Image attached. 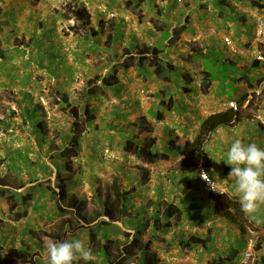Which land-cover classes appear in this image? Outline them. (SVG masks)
Listing matches in <instances>:
<instances>
[{"label":"rangeland","instance_id":"1","mask_svg":"<svg viewBox=\"0 0 264 264\" xmlns=\"http://www.w3.org/2000/svg\"><path fill=\"white\" fill-rule=\"evenodd\" d=\"M118 8V6L117 8L106 6L107 15L102 18L103 20L100 19L94 24L97 28L94 27V29L100 33L96 37L80 29L77 22L76 24L66 22L65 25H62V29L66 30L73 25L80 29V38L72 41L70 37L66 45L70 46V43L76 41L78 70L71 71L70 60H74V56L72 57L64 48L65 65L62 63L61 66L56 64L52 66V54L50 59H45V66H49L48 70L39 71V69L31 68L23 72L22 79L14 78L15 74H20L19 66H17L20 63V58H17L18 62L12 60V57H19L20 53L16 52L9 56L11 60L7 62V69L0 74L2 82L5 81L6 72L8 78L0 94V176H3V178L0 177V180L3 179L2 184L9 188H17V190L20 188V192L35 187V185L43 186L42 190L37 192L38 197L41 196L42 200L34 201L32 204L34 209H30L26 217L21 219L26 224V226L24 225L25 236L32 234L29 228L36 226L42 214L44 218L46 216L44 214L50 213L54 204L67 209L68 198L66 202H60V204L57 197L52 199L50 188L59 193L57 187L59 181L65 183L70 197L76 196L83 202L88 221L101 212L106 190L110 189L113 195L114 187L124 184L126 189L133 191L130 204L138 207V213L131 210L132 213L134 212L131 218L113 224L116 227L109 230V235L113 239L125 241L126 237L123 233L133 236L134 226L142 227L140 222L151 220L158 212H162L161 205L166 202L165 199L175 198L179 203V200L187 199L190 194L196 198L192 202L194 205L193 214L184 212L179 221L173 222L169 229L157 234L158 240H152L151 250L156 254L158 264H215L213 262L218 258L224 260L223 264H264V206H261L255 214L261 223L257 224L249 217L250 221L246 232H240L222 214H214V204L209 198L211 192L202 184L198 171L186 172L182 169L180 162H176L175 159V162L173 161V164L170 165L173 174L164 179L161 177L163 182H160L156 176L155 165L143 163L124 151L125 139H128L125 137L126 134L124 136V132L130 129L122 123V119H127L123 112L128 111L124 108L130 107L132 104H124V101L120 102L121 99L115 98L117 95H114V91L116 93L117 86L104 88L99 82L98 85L90 89L91 95L83 94L91 80L100 75L102 77L109 75L110 72H113L112 69L115 65L121 63L126 55H123L124 50H120L121 42L114 33L118 20ZM111 14H114V17L111 18ZM135 14L138 18H143L142 10L137 9ZM146 16L145 13L144 17ZM94 25L92 23V26ZM70 31L71 28L65 31V34L70 35ZM84 32L86 37L83 35ZM13 44H17V42L14 41ZM14 49L17 50V47ZM258 50L264 54V44H259ZM253 52L255 50H252L251 54L249 53L250 57ZM21 56L23 58V55ZM84 63L86 65H83ZM230 68L232 72H236L237 68ZM150 72L152 73L151 70ZM118 75L119 80L124 79V70L118 68ZM18 80L20 81L18 82ZM138 85L140 86H134L135 90H132V87L129 88L131 92L129 102H132L134 106L138 104L141 107L151 108L154 101L158 100L155 94H152L154 91L152 90V79L149 77L148 81L138 83ZM155 89L157 90L158 87ZM255 90L261 93L252 92L250 94L252 98H248L250 106L242 111L240 108L239 112L244 117L252 116L256 121L264 124V108L262 107L264 84ZM62 94L69 96V106L60 102ZM87 101L92 105L94 119L84 126L78 156L74 158L62 157L60 148L67 141V134L71 132L73 122L69 116V110L72 107H78L79 113L84 116L83 111ZM224 104L226 103L224 102L220 109L225 111L228 108ZM143 114L146 112L141 114L138 123H145L147 128L152 130V115H149L150 119L146 115L143 117ZM131 122H135V119ZM1 133L5 135L1 136ZM145 136H148L152 142V132L151 135H142L143 138ZM243 136L241 135V137ZM20 138L23 141L21 146L16 142V139ZM263 138L262 136L261 141ZM139 140L141 143L145 142L144 139ZM230 142L231 140H226V144H219L217 148V145L214 146L210 141L208 142L209 148L206 147V150L211 152L210 155L213 156L216 166L218 160L223 158L222 148H227L224 154L226 155ZM3 143L8 145L12 143L13 145H9L11 150H5L6 146ZM260 147L264 148V141ZM214 148L216 149L214 150ZM207 160L210 159L207 157ZM159 163L163 166L165 161ZM211 163V160L204 161L202 167L210 169L211 177L223 190V193L220 194L238 197L234 182L223 181L224 172H230V166L225 167L226 171H219L220 169L211 171L213 167V165L211 167ZM59 176L62 180H59ZM152 191L156 193L155 196H158L157 201H152ZM161 194L164 195L161 196ZM165 194H168V197ZM142 206L145 208L141 209ZM39 207H41L40 212H38ZM7 217V219H17L18 214H11ZM103 219L106 218H100L99 221ZM64 221H68L72 231H77V235L73 239L83 241L85 246L90 248L88 236L84 233L86 225L74 219L73 214H68L67 217L55 215L52 221L48 222L42 219L41 223L45 222L47 226L50 224L48 230H58ZM249 228L255 231L258 239L256 242L254 241L253 245L254 256L248 261L246 251L250 247V235L247 231ZM34 232L37 233V229H34ZM150 236L152 235L148 233L147 238ZM196 238L209 240L207 247L204 248L201 244L195 245L188 251L180 248V242L193 243ZM33 250L36 251L35 247ZM21 251L26 253L24 249ZM232 254H235V259L228 261V257Z\"/></svg>","mask_w":264,"mask_h":264},{"label":"crops","instance_id":"2","mask_svg":"<svg viewBox=\"0 0 264 264\" xmlns=\"http://www.w3.org/2000/svg\"><path fill=\"white\" fill-rule=\"evenodd\" d=\"M75 4L87 8L93 25L107 15L106 6L111 8L118 6V20L114 33L121 42L119 48L124 50L123 55L126 52L136 55L139 52L147 51V49H157L162 52L164 61L177 68L173 80L176 88L171 93L175 105L170 112L159 108L164 84L154 76L153 70L148 67L142 69L132 67L125 70L124 79L121 78L116 93L114 91V95H117L115 98L121 99L120 102L132 104L130 107L124 108L128 110L123 112L127 119H122V123L130 129L126 132L123 131L124 136L126 134L125 137L128 139L139 136V139L145 140L148 136L143 138L142 135H151L152 132L154 149L169 154V160L165 161L163 166L160 163L152 165L156 166V176L160 182H163L161 177L164 179L173 174V171L170 170L173 161L175 162L176 159V162H180V157L170 152L172 142L179 144L193 141L204 120L213 114L224 111L220 109L224 102L241 103V111L247 109L250 105L246 104L247 100L245 101V99L250 98V94L256 91L255 89L259 86H263L259 85V80L263 76V67L258 64L255 68L256 62H254L253 56H249V53L251 54L252 50L261 52L258 50V45L264 44V35L257 36L256 25V17L264 14V0H0V52L5 53V58L0 59V74L7 69V62L11 60L9 56L16 52L23 55V58L19 54H17L19 57H12L15 62H18L17 58H20L21 63L17 64L20 74H15L14 78L22 79L23 72L31 68L39 69V71L48 70L49 66H45V59H50L52 54V66L55 64L61 66L62 63L65 65L64 48L67 49V53L74 56V60H70L71 71L78 70L76 41L70 43V46L66 45L70 37L72 41L80 38V29L75 28L74 25L69 26L68 29L71 28V31L70 35L67 34L68 36L65 34L68 29H62V25H65L66 22L76 24V21L66 12L68 6ZM137 9L143 11L142 19L136 16ZM145 13L146 17H144ZM112 15L114 17V14H111V18ZM83 35L86 37L85 32ZM99 35L100 33L97 36ZM225 37L232 39L237 53H233L224 43ZM14 41L17 44H13ZM9 47L11 49H7ZM16 47L17 50L14 49ZM88 52L91 53V51ZM210 54H216L220 59L217 61L210 57ZM202 56L209 57L210 62H213L210 68L206 69L204 62L200 61ZM195 57H198L196 61ZM220 66L223 67L224 74L217 75V79L212 82L207 92H204L202 90L204 77L211 73L214 75L212 69ZM230 67L237 68L236 72H232ZM149 77L152 79V90H154L152 94H155L158 100L154 101L151 108L141 107L138 104L134 106L132 102H129L131 97L129 88L132 87L131 89L135 90L134 86H140L138 83L148 81ZM4 79V82L0 79L2 86H5L8 81L7 72ZM155 87L158 89L156 90ZM262 107L264 108V104ZM159 109L164 112V120H158L153 113L151 114V112H158ZM145 112L143 117L146 115L150 118L149 115H152V130L147 128L145 123H138L141 114ZM241 116L242 120L238 124L219 128L213 133L209 139L210 143L214 146L217 145V148L219 144H226V140L232 142L235 139H240L244 144L254 142L260 147L264 141V138L261 141L262 136L264 137V124L256 121L252 116L244 117L242 114ZM133 119L135 122H131ZM4 135L1 133V136ZM241 135L244 136L241 137ZM21 139H16L20 146L23 143ZM208 142L205 145V150L206 147L209 148ZM3 144L6 146L5 150L10 149V146L13 145L12 143L9 144L10 146L7 143ZM222 150L223 158L220 157L221 160L216 161L217 166L213 156L210 155L211 152L206 150L208 159L212 161L211 167L212 165L214 167L211 171L215 169L226 171L227 164L224 161L227 154H224L227 148L224 147ZM185 171L190 172V170ZM207 171L210 174V169L207 168ZM224 174L223 181L230 183L229 172L226 171ZM0 177L3 178V176ZM155 194L152 191V201L158 200V196ZM165 195L168 197V194ZM39 200H42L41 196L35 201ZM164 201L182 206L181 201L179 200L178 203L175 198ZM130 208H134L132 209L134 212L138 210V207L133 205ZM142 208L145 207L142 206ZM31 209L34 207L32 206ZM24 211L23 208H18L11 212L6 199L0 197V244L6 249L14 248L21 251L24 242H27L26 234H24L26 224L21 221L25 217L7 219V216L11 214L18 212L21 214ZM40 211L41 207L38 212ZM49 214V212L44 214L46 215L44 218L42 214L36 226L33 225L38 233H42V231L50 233L51 230L47 228L51 225L47 226L45 222L41 223L42 219L49 222L47 220ZM53 231H59V229H53ZM76 235L73 233L68 236V239L71 240ZM48 241L51 240L44 238L43 245L37 251L39 254L37 264H47L44 249ZM23 255L27 256L26 253ZM4 258L0 255V260Z\"/></svg>","mask_w":264,"mask_h":264},{"label":"trees","instance_id":"3","mask_svg":"<svg viewBox=\"0 0 264 264\" xmlns=\"http://www.w3.org/2000/svg\"><path fill=\"white\" fill-rule=\"evenodd\" d=\"M66 12L68 16H71L78 23L80 29L95 37L99 34L92 26L91 15L85 6L77 4L70 5L67 7ZM125 54L126 57L123 58L121 63L115 65L112 69L113 72H110L107 76L102 77V75H100L96 77V79L91 80L83 94L85 95L89 93V95H91L90 89L93 86L98 85L99 82H101L100 85L104 88L118 86L120 84L118 68L125 71L132 67H138L140 69L148 67L153 70L154 76L164 84L161 92L162 101L159 108H163L165 112L172 111L175 103L171 93L172 90L176 88L173 84V80L177 68L169 62L164 61L162 52L157 49H147V51L139 52L136 55H133L131 52H126ZM210 57H213L217 61L220 59L216 54H210ZM4 58L5 53L0 52V59ZM197 59L198 57H195V61ZM200 61H202V63L204 62L206 69L210 68L213 63L210 62V59L207 56H202ZM254 62H256V68L259 63L255 60ZM212 70L215 73L214 75L211 73L204 77L202 84V90L204 92H207L212 82L217 79V75L221 76L225 72L221 66L215 67ZM262 80L263 77L259 80V85L262 84ZM246 100L247 99H245V101ZM68 101L69 96L67 94H62L60 102L69 106ZM85 103L86 105L84 106L83 111L84 116L79 113L78 107H72L69 110V116L72 118L73 122L71 132L67 134V141L62 144L63 148H60V153L63 155L62 157L74 158L78 156L80 142L84 134V126L94 119L92 105L89 101ZM239 105H241V103ZM160 109L158 112H151V114L153 113L154 117L158 120H164V112ZM241 120V113L239 111H234L233 109L213 114L204 120L199 133L193 141H185L179 144H177V142H172L170 152H173L180 157L182 169L198 171L204 161H210L207 160L205 145L212 134L219 128L232 127L235 124H238ZM144 141L145 142L141 143L139 136L126 139L123 146L124 151L149 165L159 163L160 161H167L169 159V154L154 149L149 138H146ZM2 163H4V161H2ZM59 180H62L61 176H59ZM120 180L122 181V179ZM3 182L4 180L1 179L0 197L6 199L11 212H14L18 208H23V210H25L21 214H19V212L17 213L19 219L21 217H26L27 211L31 209L33 202L38 198L37 192H40L43 186L35 185V187L33 186L30 189L20 192V188L18 190L17 188H9L7 185L5 186V184H2ZM57 187L59 188V193L56 192L55 189L50 188L52 199L57 197L60 204V202H66V199L68 198V206L67 209H64L62 206L54 204L53 210H51L48 215V220L51 221V219L55 218V215L58 217H67L68 214H73L74 219L79 223H84L86 225L84 231L88 236L93 259L88 262L79 261L77 264H158L156 254L151 250L152 240H158L159 237L157 234L169 229L173 222L179 221L183 217L184 212L193 214L194 205L192 202L196 199L194 198V195L189 194L187 199L184 198L181 200L182 206L172 202H164L161 205L162 212H158L151 220L140 222L143 225L142 227L134 226L135 233L133 236L128 233H123L126 238L125 241H122L113 239L109 235V230L112 227H116L113 225L115 222L123 221L126 218L132 217L134 213L131 212L132 209L130 208V198L133 195L132 190L126 189L124 184L115 186L113 195L110 189L106 190L105 202L101 212L97 213L93 219L88 221L83 202L78 200L76 196L70 197L68 188L63 181H59ZM46 192L44 191V193ZM209 194V198L214 204V214H222L232 225L236 226L240 232L245 233L250 220L249 217L242 212L239 198L230 197L226 194L216 196L211 193ZM103 217L106 219L99 221L100 218ZM148 229L150 230L148 231ZM29 231H31L32 234L26 237L27 244L24 242L22 248L26 251L27 256H24L22 251H18L14 248L6 249L0 244V255L5 257L3 260H0V264H37V261H39V254L37 251H39L40 247L43 245L44 238L51 241H63L68 239V236L71 234L77 233V231H72L68 221H64L61 224L59 231L51 230L50 233L47 231L36 233L34 232L33 227L29 228ZM148 233L152 235L149 238H147ZM208 241L209 240L196 238L193 243L180 242V248L188 251L195 245L200 244L202 247L206 248L209 243ZM34 244H36L37 247L39 246V248L37 249ZM33 247H35L36 251L33 250ZM235 257V254L230 255L228 261H233ZM214 261L215 262L213 263L215 264L224 263L222 258L221 260L218 258Z\"/></svg>","mask_w":264,"mask_h":264},{"label":"clouds","instance_id":"4","mask_svg":"<svg viewBox=\"0 0 264 264\" xmlns=\"http://www.w3.org/2000/svg\"><path fill=\"white\" fill-rule=\"evenodd\" d=\"M224 162L230 166L228 179L235 184L242 212L257 224L261 223L255 214L264 206V148L254 142L244 144L240 139H235L230 143ZM201 177L208 182L211 190L219 192L215 187L216 181H212L207 173H201ZM44 256L47 264H77L93 259L90 248L79 239L48 241Z\"/></svg>","mask_w":264,"mask_h":264},{"label":"built area","instance_id":"5","mask_svg":"<svg viewBox=\"0 0 264 264\" xmlns=\"http://www.w3.org/2000/svg\"><path fill=\"white\" fill-rule=\"evenodd\" d=\"M113 16V15H112ZM256 25H257V36H262L263 32H264V14L261 15V16H257L256 17ZM224 43L232 50L233 53H237V49L235 48V45L232 41V39L230 37H225L224 38ZM253 56V59L255 61H257L262 67H263V83H264V54L261 53V52H253L252 54ZM2 86L0 84V94L2 92ZM257 94H260L261 92L259 91H256ZM252 98V95L250 97V99ZM250 99H248L246 101V104H249L250 102ZM228 109H233L234 111H239V104L236 103V102H227L226 104H224ZM198 172H199V178L202 182V184L212 193V194H220V193H223V190L220 188L219 184L216 182V185L215 187L217 188V191H213L211 190V188L209 187V184L208 182H206L204 179H202L201 177V173H207V175L211 178L212 181H215L213 180V178L210 176L209 172L207 171L206 168L200 166L199 169H198ZM248 234L250 235V247L248 248V250L246 251V259L249 261L251 260V258L254 256V241L256 242V240L258 238H256V235H255V231L251 228H249L248 230Z\"/></svg>","mask_w":264,"mask_h":264}]
</instances>
